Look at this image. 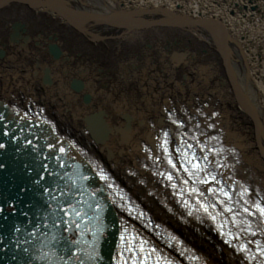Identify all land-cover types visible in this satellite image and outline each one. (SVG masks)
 Wrapping results in <instances>:
<instances>
[{
    "label": "bare ground",
    "instance_id": "obj_1",
    "mask_svg": "<svg viewBox=\"0 0 264 264\" xmlns=\"http://www.w3.org/2000/svg\"><path fill=\"white\" fill-rule=\"evenodd\" d=\"M54 1L63 11L50 0H30L0 24V102L10 106L31 99L45 106L59 132L111 167L158 223L212 264H247L206 224L188 219L158 180L135 168L132 157L139 166L146 162L144 145L156 152L161 129L174 137L182 131L213 136V147H226L223 163L234 169L228 175L264 192V0ZM6 27L13 31L11 39ZM50 43L57 52L47 53ZM17 50L33 53L32 61L18 62ZM37 68L51 72L50 78L40 79ZM206 90L205 102L220 112L216 119L201 103ZM225 106L237 111L238 120L230 119L234 127L223 124ZM235 120L246 122L242 136ZM90 121L96 123V137ZM79 154L64 151L87 167L89 157L81 160Z\"/></svg>",
    "mask_w": 264,
    "mask_h": 264
},
{
    "label": "water",
    "instance_id": "obj_2",
    "mask_svg": "<svg viewBox=\"0 0 264 264\" xmlns=\"http://www.w3.org/2000/svg\"><path fill=\"white\" fill-rule=\"evenodd\" d=\"M16 1L0 0V24L30 0L7 9ZM50 3L63 11L56 1ZM66 14L71 18L76 13ZM72 86L77 90L80 84ZM88 127L95 136L96 123L90 121ZM63 151L70 152L48 127L0 102V264H56V251L89 217L83 213L82 219L76 218L75 203L84 201L96 181Z\"/></svg>",
    "mask_w": 264,
    "mask_h": 264
},
{
    "label": "rangeland",
    "instance_id": "obj_3",
    "mask_svg": "<svg viewBox=\"0 0 264 264\" xmlns=\"http://www.w3.org/2000/svg\"><path fill=\"white\" fill-rule=\"evenodd\" d=\"M156 1H159V2H162L161 0H155V2ZM153 2V1H152ZM80 3H82V2H80ZM154 3V2H153ZM87 4V3H86ZM157 6V5H156ZM240 22H242L243 24L242 25H245L244 24V21L242 20V21H240ZM257 23V22H256ZM254 32V31H253ZM253 32H250L249 31V34H252ZM243 35V34H242ZM243 36H245V32H244V35ZM251 39H253V37H252V35L250 36V39L249 40H251ZM251 41H253V40H251ZM249 48H252V45H251V47H249ZM255 59V58H254ZM254 62V61H253ZM252 62V63H253ZM254 64V66H259V64H257L256 65V63H253ZM252 64V65H253ZM258 66L256 67V69L258 70V71H263L262 69H260V68H258ZM262 75H264V73H262ZM206 77V76H205ZM192 92V91H191ZM209 94L210 93H208V90H206V93L204 94V95H202L201 97H202V99H201V103H204V101H206V100H204V97L206 96V97H208L209 96ZM185 100H186V98H184ZM190 99H193V97H189V100ZM207 100H209V99H207ZM185 103H187V102H185ZM232 108V107H231ZM208 110V112L210 113V115H211V113L214 111V110H216L215 108H212V107H210V108H208L207 109ZM233 110V112L232 111H230L229 109H228V107H226L225 106V108H223V110H222V115L223 116H225V120H223V124L225 123V122H229L230 123V125H232V120H230V119H233V118H236L237 119V115L238 114H236L237 113V111H236V109L235 108H233L232 109ZM235 116V117H234ZM229 120V121H228ZM238 120V119H237ZM237 120H235V121H237ZM246 123V122H245ZM245 123H243V122H241V120L240 121H237L236 122V132L238 133V134H240V136H242V134H245V132H246V127H247V125L245 124ZM232 127H234L233 125H232ZM88 136V135H87ZM236 137H238V136H236ZM238 139V138H237ZM245 144V143H244ZM246 145V144H245ZM243 153L245 154V149H244V151H243ZM247 156V155H246ZM133 159V163H135V168L137 167V169H139L140 170V166H139V164L137 163V158H136V156H134V157H132ZM247 158L248 157H245L244 158V160H245V163L248 165V166H250L249 165V162H248V160H247ZM132 163V164H133ZM254 164V163H253ZM107 166V165H106ZM112 172H113V170L111 169V167H109V166H107ZM131 168V167H130ZM253 168H257V169H259V171L257 170V172L256 173H258V176L259 175H262V173L260 172L261 171V168H260V166L259 167H257V163H255V166L253 167ZM124 170H125V168H124ZM123 170V171H124ZM129 171H131V170H129ZM129 171H127V173H129ZM114 173V172H113ZM124 173V172H123ZM115 174V173H114ZM119 180H120V178L118 177V175L116 176ZM260 177V176H259ZM138 184H141V183H137L136 185H138Z\"/></svg>",
    "mask_w": 264,
    "mask_h": 264
},
{
    "label": "flooded vegetation",
    "instance_id": "obj_4",
    "mask_svg": "<svg viewBox=\"0 0 264 264\" xmlns=\"http://www.w3.org/2000/svg\"><path fill=\"white\" fill-rule=\"evenodd\" d=\"M18 2H20L19 0H17L15 3H12V4H7L6 5V7H7V9H9V8H11L10 6L12 5V6H16L15 4H18ZM2 8V7H1ZM2 9H4V6H3V8ZM7 22V21H6ZM9 27V26H8ZM8 27H6V29L3 31V32H5L6 33V35L11 39V37H12V34H13V31H11V30H9V28ZM11 29H12V27H11ZM4 33V34H5ZM6 36V37H7ZM50 39V38H49ZM52 43H50V44H48L47 46H48V49H46V51H47V53H49L50 51H51V47L53 46V45H51ZM4 48V47H3ZM5 49V48H4ZM18 52H19V56H17V58H16V60H18V62H21L22 63V61L24 62V61H26V62H28V63H30L31 61H32V59H33V53H30V52H28V50H26V52H24L23 50H17ZM4 55V53H3V50L2 51H0V57L2 58V56ZM25 63V62H24ZM31 69L33 70L34 68L33 67H31ZM37 70V72L39 73V75H38V77L40 78V79H42L43 81H45V80H47V76L50 78V75H51V72H49V71H42V70H38V68L36 69ZM40 71L41 72H44V75H45V77H46V79H45V77L43 78V73H40ZM35 73V72H34ZM41 86H43V88H45L44 87V83H42L41 84ZM26 91V90H25ZM19 94H21V93H19ZM20 97H22L23 98V96H20ZM43 107H45V106H43ZM47 108V107H46Z\"/></svg>",
    "mask_w": 264,
    "mask_h": 264
},
{
    "label": "snow or ice",
    "instance_id": "obj_5",
    "mask_svg": "<svg viewBox=\"0 0 264 264\" xmlns=\"http://www.w3.org/2000/svg\"><path fill=\"white\" fill-rule=\"evenodd\" d=\"M169 163L172 164V161L169 160ZM172 167L175 168L176 165H175V164H172ZM195 167H196L198 170H199V168H200L199 164H196ZM185 171H187V169H185ZM168 179L171 180V179H172V176L169 175V176H168ZM213 179L215 180V178H213ZM185 182H187V181H185ZM224 195L227 196V193L225 192ZM257 207H258V210H259L260 214H261V215H264V208H260L259 206H257ZM96 211L99 212L100 209L97 208ZM205 211H207V208L205 209ZM228 211H232V209H228ZM247 211H248V209L246 208V209H245V212H247ZM17 230L19 231V229H17ZM121 239L124 240L126 244L128 243V239H129V238L122 236ZM131 239H132V240H135V237H131ZM133 247H135V246L133 245ZM140 251L143 252V251H145V250H144L143 247H141V248H140ZM153 251H155V249H153ZM124 264H127V261H125ZM133 264H138V262H137V261H133ZM144 264H147V257H144Z\"/></svg>",
    "mask_w": 264,
    "mask_h": 264
},
{
    "label": "built area",
    "instance_id": "obj_6",
    "mask_svg": "<svg viewBox=\"0 0 264 264\" xmlns=\"http://www.w3.org/2000/svg\"><path fill=\"white\" fill-rule=\"evenodd\" d=\"M198 1H200V0H198ZM191 2V1H190ZM204 2H207V3H212L213 1L212 0H204ZM186 4V3H185ZM206 4V3H205Z\"/></svg>",
    "mask_w": 264,
    "mask_h": 264
}]
</instances>
